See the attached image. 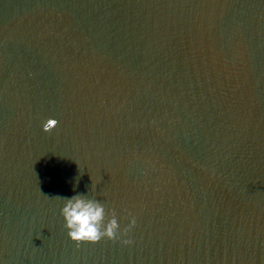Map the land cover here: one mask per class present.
I'll list each match as a JSON object with an SVG mask.
<instances>
[{
	"label": "water",
	"instance_id": "1",
	"mask_svg": "<svg viewBox=\"0 0 264 264\" xmlns=\"http://www.w3.org/2000/svg\"><path fill=\"white\" fill-rule=\"evenodd\" d=\"M0 264H264V0H0Z\"/></svg>",
	"mask_w": 264,
	"mask_h": 264
},
{
	"label": "clouds",
	"instance_id": "2",
	"mask_svg": "<svg viewBox=\"0 0 264 264\" xmlns=\"http://www.w3.org/2000/svg\"><path fill=\"white\" fill-rule=\"evenodd\" d=\"M51 121V120H50ZM48 122L45 127L50 128ZM76 185H73L75 189ZM62 200L60 214L64 221L68 237L77 244L95 243L103 238L121 239L135 226V218L129 220L128 225L121 230L115 212L109 217L105 205L99 200L90 197L87 193L74 192L70 196H59ZM122 243L129 245L131 239H123Z\"/></svg>",
	"mask_w": 264,
	"mask_h": 264
},
{
	"label": "snow or ice",
	"instance_id": "3",
	"mask_svg": "<svg viewBox=\"0 0 264 264\" xmlns=\"http://www.w3.org/2000/svg\"><path fill=\"white\" fill-rule=\"evenodd\" d=\"M52 125H54L55 123H56V121H54V120H51V121H49Z\"/></svg>",
	"mask_w": 264,
	"mask_h": 264
}]
</instances>
